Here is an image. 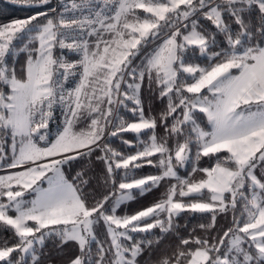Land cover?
Wrapping results in <instances>:
<instances>
[{"label": "snow or ice", "instance_id": "1", "mask_svg": "<svg viewBox=\"0 0 264 264\" xmlns=\"http://www.w3.org/2000/svg\"><path fill=\"white\" fill-rule=\"evenodd\" d=\"M8 3L0 264H264V0Z\"/></svg>", "mask_w": 264, "mask_h": 264}, {"label": "trees", "instance_id": "2", "mask_svg": "<svg viewBox=\"0 0 264 264\" xmlns=\"http://www.w3.org/2000/svg\"><path fill=\"white\" fill-rule=\"evenodd\" d=\"M36 9L31 10H25L21 8L14 7L8 3V0H0V22H7L10 19L13 18H23L27 15H29L31 12H35ZM143 15L142 10H137ZM21 62H23V57H21ZM198 63H202V61H197ZM147 92H145V97L147 98ZM152 102L150 100H146V109L149 104ZM156 107H159L158 103ZM128 139H132V134H125ZM113 146L119 148L120 142L113 139ZM205 161H207V158H205ZM206 166V165H205ZM80 164L74 163L71 168L69 169L68 166H66V174L68 175V178L71 179L72 176L75 175V172L79 170ZM141 175H147V174H156L157 170L155 168H152L150 166H145L143 169L139 170ZM184 174L183 171L181 173ZM197 178H199V173L196 174ZM164 191V188L161 187L159 189H155L152 192H149L145 196H138L134 201L129 202L124 210L127 211L129 214H133L138 210H141L142 208H145L152 203L156 202L157 199L160 198L161 193ZM202 222L200 219L199 214H186L184 215L180 220L179 224L181 225L180 228V234L182 236L187 237L189 231L198 223ZM218 223L221 225H226V221L223 219L218 218ZM184 225H187V228L184 227ZM157 233L159 232L158 229L154 230ZM199 234V232H197ZM178 243L176 238L174 236H168L164 240L161 241L160 245L154 249L152 253V259L156 260L160 256L164 254H171L172 251L175 250V245ZM171 246V247H170ZM72 246L68 245L63 250H58L55 246H53L51 243L49 244V247L47 249L48 256L45 258L47 261H50L51 264H64V262L67 260L68 256L71 255ZM147 253L145 254V257H147Z\"/></svg>", "mask_w": 264, "mask_h": 264}, {"label": "built area", "instance_id": "3", "mask_svg": "<svg viewBox=\"0 0 264 264\" xmlns=\"http://www.w3.org/2000/svg\"><path fill=\"white\" fill-rule=\"evenodd\" d=\"M53 127H55V125H53Z\"/></svg>", "mask_w": 264, "mask_h": 264}, {"label": "rangeland", "instance_id": "4", "mask_svg": "<svg viewBox=\"0 0 264 264\" xmlns=\"http://www.w3.org/2000/svg\"><path fill=\"white\" fill-rule=\"evenodd\" d=\"M0 174H3V173H0ZM102 234V233H101Z\"/></svg>", "mask_w": 264, "mask_h": 264}]
</instances>
